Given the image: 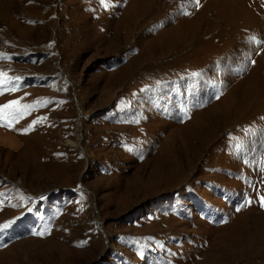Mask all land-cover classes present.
<instances>
[{
  "label": "rangeland",
  "instance_id": "obj_1",
  "mask_svg": "<svg viewBox=\"0 0 264 264\" xmlns=\"http://www.w3.org/2000/svg\"><path fill=\"white\" fill-rule=\"evenodd\" d=\"M262 205L264 0H0V264H264Z\"/></svg>",
  "mask_w": 264,
  "mask_h": 264
},
{
  "label": "snow or ice",
  "instance_id": "obj_2",
  "mask_svg": "<svg viewBox=\"0 0 264 264\" xmlns=\"http://www.w3.org/2000/svg\"><path fill=\"white\" fill-rule=\"evenodd\" d=\"M196 3L198 4L199 3V0H196ZM3 107H8L7 105H5V106H3ZM262 206H264V205H262Z\"/></svg>",
  "mask_w": 264,
  "mask_h": 264
},
{
  "label": "bare ground",
  "instance_id": "obj_3",
  "mask_svg": "<svg viewBox=\"0 0 264 264\" xmlns=\"http://www.w3.org/2000/svg\"><path fill=\"white\" fill-rule=\"evenodd\" d=\"M125 182H126V181H125ZM260 238H261V237H260ZM258 239H259V238H258ZM261 242H262V240H261ZM259 243H260V242H259ZM51 257H53V255H52V256H51V255L49 256V258H51ZM260 260H261V259H260Z\"/></svg>",
  "mask_w": 264,
  "mask_h": 264
}]
</instances>
